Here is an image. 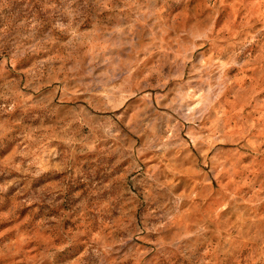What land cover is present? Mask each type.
<instances>
[{
    "label": "clouds",
    "instance_id": "9594fccd",
    "mask_svg": "<svg viewBox=\"0 0 264 264\" xmlns=\"http://www.w3.org/2000/svg\"><path fill=\"white\" fill-rule=\"evenodd\" d=\"M218 256L264 264V0H0V264Z\"/></svg>",
    "mask_w": 264,
    "mask_h": 264
},
{
    "label": "rangeland",
    "instance_id": "374dc122",
    "mask_svg": "<svg viewBox=\"0 0 264 264\" xmlns=\"http://www.w3.org/2000/svg\"><path fill=\"white\" fill-rule=\"evenodd\" d=\"M217 15H218V18L221 20L224 19V17H225V13L222 10H218ZM81 187L83 188V186H81ZM5 202H7L6 198H5ZM34 207H35V211L32 214H30L29 219H31L33 216L36 215V213H38L40 211V208L42 207V205L39 207H36V206H34ZM64 210H65V212H67V209H64ZM217 264H227V262L224 261L221 256H218Z\"/></svg>",
    "mask_w": 264,
    "mask_h": 264
}]
</instances>
